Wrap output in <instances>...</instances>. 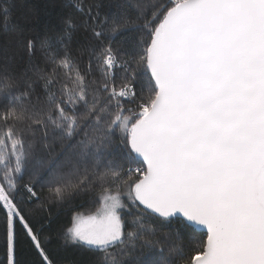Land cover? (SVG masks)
I'll use <instances>...</instances> for the list:
<instances>
[{
    "label": "snow or ice",
    "instance_id": "1",
    "mask_svg": "<svg viewBox=\"0 0 264 264\" xmlns=\"http://www.w3.org/2000/svg\"><path fill=\"white\" fill-rule=\"evenodd\" d=\"M13 7L0 0L7 264L17 224L60 264L51 206L85 194L98 206L61 235L91 264H264V0H70L43 38Z\"/></svg>",
    "mask_w": 264,
    "mask_h": 264
},
{
    "label": "trees",
    "instance_id": "2",
    "mask_svg": "<svg viewBox=\"0 0 264 264\" xmlns=\"http://www.w3.org/2000/svg\"><path fill=\"white\" fill-rule=\"evenodd\" d=\"M11 2L14 5L11 23L26 21L32 34L37 38H43L45 34L57 31L61 17L69 10L70 0H11ZM102 2L108 3V0H102ZM11 39V31L0 28V55L3 54V50L8 48ZM97 206L98 202L93 199L91 194L79 195L62 204H52V216L46 224L44 235L51 237L48 248L52 250V256L60 264H69V262L91 264L92 253L78 246H64L61 230L69 226L73 214L76 212L88 214L90 211H94ZM16 227L18 243L15 259L18 264H42L41 257L32 247L30 241L25 238L20 226L17 224ZM199 233L196 231L197 236ZM184 239H187V236ZM6 253V214L0 208V264H7Z\"/></svg>",
    "mask_w": 264,
    "mask_h": 264
},
{
    "label": "water",
    "instance_id": "3",
    "mask_svg": "<svg viewBox=\"0 0 264 264\" xmlns=\"http://www.w3.org/2000/svg\"><path fill=\"white\" fill-rule=\"evenodd\" d=\"M196 231H198V232H203L204 231V229H202V228H197V230Z\"/></svg>",
    "mask_w": 264,
    "mask_h": 264
}]
</instances>
